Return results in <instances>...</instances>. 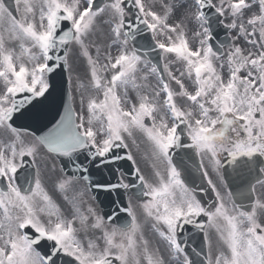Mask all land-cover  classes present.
I'll return each instance as SVG.
<instances>
[{
  "label": "snow or ice",
  "instance_id": "snow-or-ice-1",
  "mask_svg": "<svg viewBox=\"0 0 264 264\" xmlns=\"http://www.w3.org/2000/svg\"><path fill=\"white\" fill-rule=\"evenodd\" d=\"M180 7L177 18V5L165 0H0V264H167L146 225L176 264H264V0ZM213 19L228 33L215 47ZM143 36L147 51L138 44ZM73 47L87 66L86 82L77 84L79 110L69 94L43 134L18 126L52 97L57 70L71 71ZM135 133L150 146L154 177L136 166L138 184L112 167L137 164L128 142L136 144ZM178 150H191L206 188L189 185ZM42 151L73 165L71 175L61 167L55 180L70 218L44 184ZM26 158L34 173L24 187L18 181ZM86 164L109 168L115 182L94 183ZM229 169L240 181L235 187ZM80 181L109 193L135 189L139 214L131 197L122 223L91 206L82 211L83 193L69 195ZM209 191L214 198L205 200ZM188 225L203 234L200 260L181 238ZM89 230L98 235L88 237Z\"/></svg>",
  "mask_w": 264,
  "mask_h": 264
},
{
  "label": "rangeland",
  "instance_id": "rangeland-1",
  "mask_svg": "<svg viewBox=\"0 0 264 264\" xmlns=\"http://www.w3.org/2000/svg\"><path fill=\"white\" fill-rule=\"evenodd\" d=\"M76 51L77 50L74 47L73 51H72V54H71V64H72L71 71L73 73L72 74L73 75V91H74L75 100H76L75 106H76L77 110H79V107H80V105H79L80 90L78 89L77 84H78L79 80H83V81L86 82L87 77H83V74H84V72H83L84 71L83 59L76 54ZM76 59L78 60V64H77V67H74L73 63H74V61H76ZM135 139H136V144H132L131 140L128 141L129 144L131 145V147L134 150L136 148H138L139 150L141 149L142 151H144V152H140L139 151V152H136L134 154V156L136 158V161H137V164H138V166H140V168H142L144 171H146L147 178L149 180H153L154 177H153V170H152V160H151V158L149 156L150 146L146 142V140L144 139L143 136L140 135L139 138H138L137 137V133H135ZM41 153H43V152H41ZM40 156H41V154H40ZM45 174L47 176L53 175L55 177V180H56L57 176L59 175V173L57 171H53L52 168L47 170L45 172ZM44 184H45L49 194L52 195L54 192L51 190V187L47 183H44ZM50 185L52 187H54L55 186V181L51 182ZM87 199H88L87 194L83 195L82 198H78V201L82 202L80 204V207L82 208L83 211H85V209H87L88 206H89ZM63 213H64L65 216H68L69 218L71 217V215L73 213L71 204L69 205V209L63 211ZM138 214H139V208H138ZM149 224H150V222H149ZM77 225H79V221H77ZM145 228L147 230L146 231V236L151 241L152 246L153 247H159L160 250H161V253L165 256L166 260H168V257L165 255V254L168 255L166 244L164 243V245H162V240L159 239L156 236V233H154V231L150 227H148L146 225ZM96 235H98V233L93 231V230H89V232L87 233L88 237H94ZM210 235H211V239L213 241V253L215 254L214 250L217 247V243H216V240H215V234L212 233ZM170 261L174 262V260H171V259H170Z\"/></svg>",
  "mask_w": 264,
  "mask_h": 264
},
{
  "label": "water",
  "instance_id": "water-1",
  "mask_svg": "<svg viewBox=\"0 0 264 264\" xmlns=\"http://www.w3.org/2000/svg\"><path fill=\"white\" fill-rule=\"evenodd\" d=\"M138 38H140V40H141V39L144 38V36L143 37H138ZM141 43H142V45H144L145 41L142 40ZM57 72L60 73V74H54V76H53V80H54V83H55V91H54L52 97L49 98L50 101H54L57 97L64 96V94H65L64 93V87H65L64 86L65 85L64 68L58 69ZM53 107H54V111H56L57 113L61 109V106H59L57 110L55 109V106H53ZM51 113H52V110H51ZM44 115H45V111L42 108V111L38 115V117L36 118L35 122L34 121H30V122L34 126H38L39 128H41L42 126H44V121H43ZM193 165H194V163L191 164V166L188 167V168H193L194 169ZM188 180L191 183L190 185L191 186H195L197 189H199L201 187H205V188L207 187L206 183L202 180L200 173L199 174H192L190 172L189 175H188ZM199 183L201 184V186L199 185Z\"/></svg>",
  "mask_w": 264,
  "mask_h": 264
},
{
  "label": "flooded vegetation",
  "instance_id": "flooded-vegetation-1",
  "mask_svg": "<svg viewBox=\"0 0 264 264\" xmlns=\"http://www.w3.org/2000/svg\"><path fill=\"white\" fill-rule=\"evenodd\" d=\"M185 1H189V0H185ZM233 35H235V33L233 32Z\"/></svg>",
  "mask_w": 264,
  "mask_h": 264
}]
</instances>
